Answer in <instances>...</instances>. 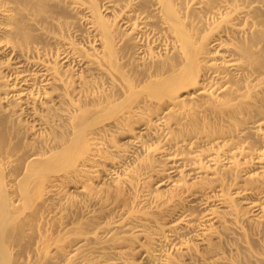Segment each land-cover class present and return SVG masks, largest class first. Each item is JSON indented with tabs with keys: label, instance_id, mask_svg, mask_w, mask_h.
Instances as JSON below:
<instances>
[{
	"label": "bare ground",
	"instance_id": "6f19581e",
	"mask_svg": "<svg viewBox=\"0 0 264 264\" xmlns=\"http://www.w3.org/2000/svg\"><path fill=\"white\" fill-rule=\"evenodd\" d=\"M0 264H264V0H0Z\"/></svg>",
	"mask_w": 264,
	"mask_h": 264
}]
</instances>
